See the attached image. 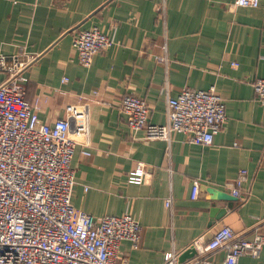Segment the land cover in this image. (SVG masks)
<instances>
[{
	"label": "crops",
	"instance_id": "crops-1",
	"mask_svg": "<svg viewBox=\"0 0 264 264\" xmlns=\"http://www.w3.org/2000/svg\"><path fill=\"white\" fill-rule=\"evenodd\" d=\"M234 1L0 0V53L12 55L23 46L35 57L27 98L42 120L62 117L66 101L99 93L89 113L91 154L78 145L71 161L72 202L96 218L127 210L138 217V245L120 243L128 264H162L173 245L185 248L224 219L247 230L248 238L264 234V105L252 85L264 77V0L230 7ZM94 26L114 44L86 67L73 35ZM213 85L225 100L227 120L212 144L188 142L184 132L168 141L129 130L124 97L148 101L150 120L165 123L168 96ZM138 161L147 166V180L131 184L127 175ZM241 169L248 170L249 182L238 198L225 183ZM194 179L208 187L196 199ZM169 194L173 213L165 206ZM224 255L218 251L213 264H222ZM239 264H264V247L258 255H242Z\"/></svg>",
	"mask_w": 264,
	"mask_h": 264
},
{
	"label": "built area",
	"instance_id": "built-area-1",
	"mask_svg": "<svg viewBox=\"0 0 264 264\" xmlns=\"http://www.w3.org/2000/svg\"><path fill=\"white\" fill-rule=\"evenodd\" d=\"M259 4L260 0H235L230 7ZM160 14L165 17V5ZM73 36V48L86 67L98 51L114 44L97 26L76 29ZM34 58H29L23 46L12 55L0 53V264H128L120 243L128 239L133 248L138 245L142 235L138 217L127 210L96 218L72 202L76 180L71 161L78 145L84 147V154H91L89 113L99 93L66 101L62 117L42 120L36 104L27 98V71ZM252 85L264 105V77L253 79ZM166 99L165 123L150 120L148 101L133 95L120 100L129 130L144 129L146 139L168 141L184 132L188 142L210 145L227 120L225 100L215 85L184 87ZM147 175V166L138 161L127 181L143 184ZM248 182V170L241 169L225 185L232 195L242 198ZM207 188L194 179L191 197L199 198ZM165 206L173 213L172 194ZM247 232L235 230L224 219L185 248L173 245L162 264H213L218 251L225 254L222 264H239L242 255H258L264 247V234L248 238ZM190 246L196 248V255L180 263V255Z\"/></svg>",
	"mask_w": 264,
	"mask_h": 264
},
{
	"label": "water",
	"instance_id": "water-1",
	"mask_svg": "<svg viewBox=\"0 0 264 264\" xmlns=\"http://www.w3.org/2000/svg\"><path fill=\"white\" fill-rule=\"evenodd\" d=\"M217 198H228L227 195H225V192H217L216 194ZM196 248L190 246V247H187V249L185 250V252H183L180 257H179V262L180 263H183L185 262L186 260L194 257L196 255Z\"/></svg>",
	"mask_w": 264,
	"mask_h": 264
}]
</instances>
